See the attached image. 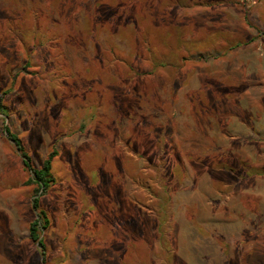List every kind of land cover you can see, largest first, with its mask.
<instances>
[{
  "label": "rangeland",
  "instance_id": "rangeland-1",
  "mask_svg": "<svg viewBox=\"0 0 264 264\" xmlns=\"http://www.w3.org/2000/svg\"><path fill=\"white\" fill-rule=\"evenodd\" d=\"M0 264H264V0H0Z\"/></svg>",
  "mask_w": 264,
  "mask_h": 264
},
{
  "label": "trees",
  "instance_id": "trees-1",
  "mask_svg": "<svg viewBox=\"0 0 264 264\" xmlns=\"http://www.w3.org/2000/svg\"><path fill=\"white\" fill-rule=\"evenodd\" d=\"M5 132L13 140L17 146V148L22 152L24 157V165L26 168L32 170V183L36 185L35 188V197L33 198L32 204L34 209L37 211V217L31 223L29 228L30 238L37 243V245L41 249V254L45 256V243L43 238L41 237L42 230H44L48 224L49 220L45 211L40 208V200L39 195L44 193L52 184L53 176H52V161L55 156V152L51 153L49 157L44 161L42 167L40 168H32L30 158L28 154L24 151L21 140L18 136L13 134L8 127H5Z\"/></svg>",
  "mask_w": 264,
  "mask_h": 264
}]
</instances>
